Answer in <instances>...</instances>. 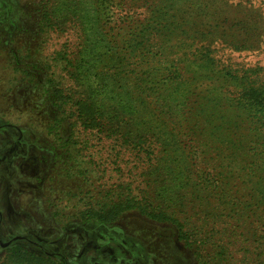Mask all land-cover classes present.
<instances>
[{
  "label": "trees",
  "instance_id": "1",
  "mask_svg": "<svg viewBox=\"0 0 264 264\" xmlns=\"http://www.w3.org/2000/svg\"><path fill=\"white\" fill-rule=\"evenodd\" d=\"M40 1L45 22H68L59 106L115 160L135 164L98 220L136 210L175 225L198 264H264V65L217 56L264 48L260 10L229 0ZM77 145L72 159L89 141ZM65 261L14 246L0 264Z\"/></svg>",
  "mask_w": 264,
  "mask_h": 264
},
{
  "label": "rangeland",
  "instance_id": "2",
  "mask_svg": "<svg viewBox=\"0 0 264 264\" xmlns=\"http://www.w3.org/2000/svg\"><path fill=\"white\" fill-rule=\"evenodd\" d=\"M229 2L251 5L264 17V0ZM43 5L0 0V260L19 246L56 263L198 264L195 247L181 241L171 223L123 207L112 221L96 217L117 202L112 192L134 181L135 164L115 160L112 147L86 134L59 106L57 91L68 89V22H45ZM218 55L264 65V48ZM73 137L79 147L89 141L75 159L69 156Z\"/></svg>",
  "mask_w": 264,
  "mask_h": 264
}]
</instances>
